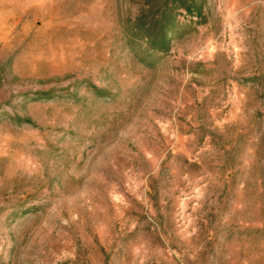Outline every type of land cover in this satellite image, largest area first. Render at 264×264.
I'll return each mask as SVG.
<instances>
[{
	"label": "rangeland",
	"instance_id": "obj_1",
	"mask_svg": "<svg viewBox=\"0 0 264 264\" xmlns=\"http://www.w3.org/2000/svg\"><path fill=\"white\" fill-rule=\"evenodd\" d=\"M147 8L0 0V264H264V0Z\"/></svg>",
	"mask_w": 264,
	"mask_h": 264
},
{
	"label": "trees",
	"instance_id": "obj_2",
	"mask_svg": "<svg viewBox=\"0 0 264 264\" xmlns=\"http://www.w3.org/2000/svg\"><path fill=\"white\" fill-rule=\"evenodd\" d=\"M148 0V8L137 18L134 30L140 32L155 50L167 51L177 30V8L201 15L203 1L199 0ZM50 91L37 94V99L50 97Z\"/></svg>",
	"mask_w": 264,
	"mask_h": 264
}]
</instances>
